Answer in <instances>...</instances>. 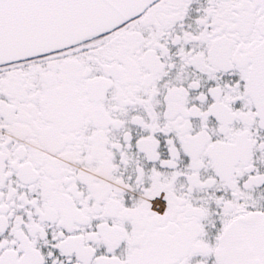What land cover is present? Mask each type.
<instances>
[{
  "label": "snow or ice",
  "instance_id": "1",
  "mask_svg": "<svg viewBox=\"0 0 264 264\" xmlns=\"http://www.w3.org/2000/svg\"><path fill=\"white\" fill-rule=\"evenodd\" d=\"M0 264H264V0H0Z\"/></svg>",
  "mask_w": 264,
  "mask_h": 264
}]
</instances>
